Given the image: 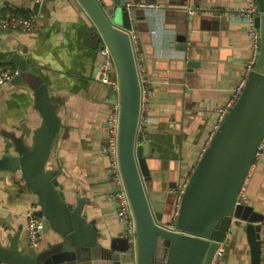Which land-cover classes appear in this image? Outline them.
Wrapping results in <instances>:
<instances>
[{
  "label": "crops",
  "instance_id": "crops-1",
  "mask_svg": "<svg viewBox=\"0 0 264 264\" xmlns=\"http://www.w3.org/2000/svg\"><path fill=\"white\" fill-rule=\"evenodd\" d=\"M139 2L154 3L156 8H137L142 12L134 19L150 90L144 137L138 139L159 155L155 185L169 189L168 184L188 178L212 131L216 108L247 77L253 40L243 9L250 4L254 8L255 0ZM31 3L0 0V15L31 13L36 19V27L28 32L0 30V69L16 68L8 61L13 53L25 55L27 71L46 86L61 121L48 167L56 170L65 192H79L85 198L83 215L106 244L109 238L122 236L124 227L116 218L108 160L101 151L111 97L98 80L94 22L78 0H40L36 12ZM211 8L215 10L208 13ZM187 62H193L190 69ZM40 122L27 84L0 85V155L11 152L12 135L30 144ZM153 161L147 160L150 166ZM19 192L24 190L0 174V241L6 242L7 231L18 232V245L24 249L28 247L25 214L34 207ZM244 203L250 207L248 220L231 219L218 264H251L246 228L250 221L254 227L264 219V139L251 167ZM50 240L51 232L42 233L38 250ZM120 264H136L135 250L120 255Z\"/></svg>",
  "mask_w": 264,
  "mask_h": 264
},
{
  "label": "water",
  "instance_id": "water-1",
  "mask_svg": "<svg viewBox=\"0 0 264 264\" xmlns=\"http://www.w3.org/2000/svg\"><path fill=\"white\" fill-rule=\"evenodd\" d=\"M78 1L94 22L97 42L101 37L108 44L116 64L119 90L110 92V97L113 102L117 96L120 104L117 153L134 219V239L122 235L102 244L101 234L83 215L85 198L79 192H65L58 183L57 172L48 163L61 133L60 118L46 86L27 71L26 56L13 53L8 61L19 74L11 82H24L32 89L41 122L30 144L11 136V152L0 155V174L24 190L19 194L33 204L41 231L51 232V240L38 251L29 245L23 249L18 232L7 231L6 242L0 241V264H102L106 260L120 264V255L130 250H135L136 264H154L159 241L164 264H210L231 219L248 220L249 205L236 200L264 139V0H255L253 23L259 36L253 69L188 176L173 229L166 228L167 221L159 217L170 215L176 183L168 184L169 189L155 185L159 155L147 142L136 141L141 92L127 33L131 21L126 0ZM39 5L40 1L32 2V11ZM141 12L134 8V19ZM192 64L187 62L186 67ZM152 158L154 166L147 162ZM251 222L246 228L251 264H259L260 226L253 227Z\"/></svg>",
  "mask_w": 264,
  "mask_h": 264
},
{
  "label": "built area",
  "instance_id": "built-area-1",
  "mask_svg": "<svg viewBox=\"0 0 264 264\" xmlns=\"http://www.w3.org/2000/svg\"><path fill=\"white\" fill-rule=\"evenodd\" d=\"M28 1H40V0H28ZM125 7L129 12L131 27L127 30V33L130 38L136 69L138 73V79L140 83V92H141V100H140V110L139 117L136 127V139L144 137V125L147 121V113L149 109V93L147 85L149 80L145 77L144 65L141 61V47L139 44V34L134 25V16L132 14V10L134 8H156V4L154 3H145V2H133L132 0L125 1ZM214 8L207 9L206 11L209 13L214 11ZM245 15L246 25L249 28V34L253 40V52L252 57L249 59L248 64L246 66V74L252 67L254 63L257 47H258V30L254 27V8L251 6H247L246 9H243ZM194 9H190L189 13H193ZM36 27V19L35 16L31 13L26 15L18 14L14 12H6L0 15V30L2 31H20V32H28L33 30ZM154 32V31H152ZM96 56L98 58V80L104 85L109 91L115 92L118 94L119 90V82H118V74L116 69V64L114 61V57L112 51L108 44L100 37L97 47H96ZM19 71L16 68L12 69H0V85H4L11 81V79L18 75ZM245 79L240 80L233 88V93L231 98L222 106H218L216 108V120L212 126V131L206 139L205 146L209 142L212 137L214 131L218 127L221 119L225 115V113L229 110L232 103L235 101L238 93L242 89ZM119 110L120 104L118 97L110 103V106L106 113L105 118V135H104V144L102 146V153L107 157L108 160V168L110 172L111 181L113 184V192H111V196L116 200V218L120 224L124 227V236L128 237L129 240L133 241L134 239V219L132 210L130 207V203L126 194V190L124 187V183L121 176L119 161H118V153H117V136H118V120H119ZM259 151V150H258ZM258 154V152H257ZM256 154V157H257ZM256 159V158H255ZM254 163V162H253ZM252 163V164H253ZM252 167V165H251ZM251 167L243 180V183L239 189L238 198L236 203H241L245 201L246 194V186L248 183ZM188 178L181 180L178 184H176V188L172 190L174 193V200L172 204V209L170 213V217L168 221L165 223V227L168 229H173V220L175 218L176 210L179 205L181 192L185 186V183ZM26 216V224L28 231V245L38 251L40 247V237L42 234L41 231V220L37 216L33 214L32 211H28L25 214ZM260 242V253H259V264H264V219L261 221V233L259 237ZM225 250V243L222 241L218 243L216 247L210 264H218L219 260L222 258Z\"/></svg>",
  "mask_w": 264,
  "mask_h": 264
},
{
  "label": "trees",
  "instance_id": "trees-1",
  "mask_svg": "<svg viewBox=\"0 0 264 264\" xmlns=\"http://www.w3.org/2000/svg\"><path fill=\"white\" fill-rule=\"evenodd\" d=\"M14 13L23 14V15L27 14V13H21V12H14ZM154 264H164L163 244H161V241L158 242V244H157V251H156V257H155V260H154Z\"/></svg>",
  "mask_w": 264,
  "mask_h": 264
}]
</instances>
